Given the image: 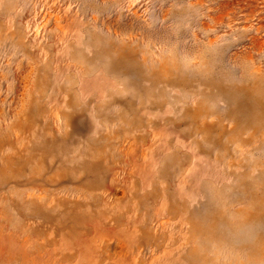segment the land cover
Instances as JSON below:
<instances>
[{
  "label": "rangeland",
  "instance_id": "1",
  "mask_svg": "<svg viewBox=\"0 0 264 264\" xmlns=\"http://www.w3.org/2000/svg\"><path fill=\"white\" fill-rule=\"evenodd\" d=\"M0 264H264V0H0Z\"/></svg>",
  "mask_w": 264,
  "mask_h": 264
}]
</instances>
